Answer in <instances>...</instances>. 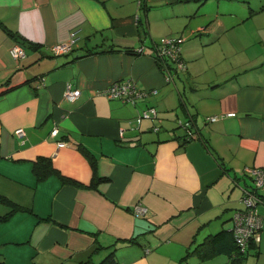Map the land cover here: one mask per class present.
I'll return each mask as SVG.
<instances>
[{"label": "crops", "instance_id": "0c3cea01", "mask_svg": "<svg viewBox=\"0 0 264 264\" xmlns=\"http://www.w3.org/2000/svg\"><path fill=\"white\" fill-rule=\"evenodd\" d=\"M140 1L0 0V89L14 86L0 96V215L11 209L1 195L33 209L0 220V260L99 264L102 257H94L107 249L103 257L114 250V264H198L196 258L211 259L192 250L207 235L231 229L245 189L254 188L255 170L264 167V66L208 77L205 83H214L213 89L198 91L194 113L181 95L199 138L186 141L180 125L175 129L154 118L135 122L145 107H157L172 91H165L167 83L184 81L177 74L167 80L149 53L152 45L165 36L186 37L184 73L194 83L201 66L210 63L194 46L214 31L205 30L199 16L240 15L238 10L224 0H146L148 10ZM242 1L254 9L249 19L264 14V2L253 7L252 0ZM9 29L38 46L15 57L11 48L21 39ZM72 31L80 37L74 51L54 53L52 47L68 41ZM109 44L123 50H106ZM139 47L145 52L124 50ZM91 48L105 50L88 53ZM120 79L150 96L133 102L105 92ZM69 83L81 89L73 101L65 98ZM224 112L235 114L199 124L203 114ZM19 127L25 129L22 140L15 132ZM81 146L97 156L98 172L109 180L97 187L65 184L54 175L36 180L29 159L46 154L65 174L90 182L92 169ZM259 192L260 238L248 252H255L254 264L264 257V186ZM220 254L227 253L212 259ZM227 255L223 264H230Z\"/></svg>", "mask_w": 264, "mask_h": 264}, {"label": "rangeland", "instance_id": "374dc122", "mask_svg": "<svg viewBox=\"0 0 264 264\" xmlns=\"http://www.w3.org/2000/svg\"><path fill=\"white\" fill-rule=\"evenodd\" d=\"M224 1V6H227V8L231 10H238V14L240 15H236V13L220 14L216 12H207L199 16L200 18L205 20L204 22H206L204 24L205 30L214 28V31H212V33L210 32L209 35H211L212 37L210 36L207 42L201 41L197 43L196 46H194L203 51L202 58H207L210 62L207 65L201 66L202 72L200 74V77L196 81H194V83L197 84L194 85L197 90L191 88V85L194 83L191 82L189 78H185V73L181 72L180 75L184 77V81L181 80L180 77H176V83H167L164 86L165 91H172L164 97L161 96L163 97V99L160 100L157 107L152 106L157 111V114L155 115L153 108L149 109L151 105H148L145 108L150 111V116H144L142 117V119L154 118L157 120L158 124H160L159 122H163L164 124H168L169 126L177 125L175 129H179V122H184L189 119V113L179 104L182 99V94L184 96L185 102H187L189 111L191 113H194L196 112L200 104V93L204 94L210 92L213 89L214 83L210 84L209 86H207V84L205 83V80L208 77L212 76L213 74H219L220 76H224L222 78H226L230 77V74H235L238 72H243L242 74H240L243 75L247 70H257V68L255 69L253 67L264 66V43L260 42L261 36L262 38L264 37V28L262 27L264 25L263 12L260 16L249 19L248 16L250 13L254 12V9H250V6L247 2L242 0H233L232 2H230L229 0ZM263 2L264 0H252V6H261ZM212 7L216 8L214 5ZM241 14H243V16H241ZM235 20L236 22L234 23ZM260 22H262V24L258 25ZM206 24H208V26ZM216 30L219 31V38H216ZM198 91H200V93ZM157 93L158 89L157 92L152 94ZM149 96L150 94L146 97L142 96L140 98L143 99L145 97L146 99ZM227 113H214L208 115L203 114L199 119V124L201 125V123H207L206 120L208 116H216L220 118L227 116ZM138 121L139 118L137 117L135 119V122L138 123ZM180 127L183 128L182 126ZM1 205H3L2 202ZM232 221L234 225V220L232 219ZM106 251L107 249H105L101 253V255L94 257V260H100L101 257L103 258V255L106 253ZM227 258V254H220L216 258L212 259L211 257V260H200L198 258L196 259L198 261V264H223V262ZM255 261V252H250L246 258V264H254ZM260 264H264V257Z\"/></svg>", "mask_w": 264, "mask_h": 264}, {"label": "trees", "instance_id": "16d2710c", "mask_svg": "<svg viewBox=\"0 0 264 264\" xmlns=\"http://www.w3.org/2000/svg\"><path fill=\"white\" fill-rule=\"evenodd\" d=\"M140 2H141V5L143 6V8H145V10H148L147 1L141 0ZM197 31H201V30H197ZM8 32L12 36H15L16 38H20L21 40H19V42H17V43L22 45L25 48H28V47L32 48V47L38 46V43H35L32 40L29 41L27 39V37H24L18 31L9 29ZM168 37H183V38H185L182 35H180V36H178V35L177 36H168ZM185 40H186V38H185ZM183 43H182V48H183ZM160 44L161 43L158 42V43H155L154 45H152V50L149 53H150V55H152L154 57L155 61L158 63L159 67L163 70L165 75L168 77L171 76L170 79H172L173 74L180 75L181 72L187 71V69H183V70L178 69V67L174 64V61L167 54H165L161 51ZM105 48H106V50H123V48L116 47L113 44H109V46L105 47ZM104 50L105 49L95 50V49L91 48V49H89L88 53H93L95 51L101 52ZM124 50H126L128 52L135 53V54L145 52V49L143 47L124 48ZM73 51H74V46H73L72 50L67 51V52H61V54L62 53H72ZM181 52L183 53V51H181ZM56 54H60V53H56ZM170 79H168V80H170ZM122 80H124V79H122ZM13 87L14 86H7L4 88H1L0 89V96L5 94L6 92H8ZM138 100L139 99H137L136 101H138ZM179 104L182 105V99H181V102ZM151 106H153V105H151ZM189 119L193 121L192 124H193L194 128L192 129V133L190 135H188L187 133H184L183 139L186 141L192 140V139L197 138V137L198 138L201 137L200 131L198 130L199 127H198V129L195 128V125L197 126L196 121H194L193 118H189ZM207 121H209V120H207ZM81 149L83 150L84 154L87 156L89 163H90V166H91V169H92V176H91L90 182L86 183V182L79 180L76 177L65 174L55 164L53 157L51 155H46V154H39L36 157L29 159L30 161H32L31 162L32 163V171L36 177V180L38 182H40V181H43V180L47 179L48 177L54 175V176H57L61 180L62 183L72 184V185H76V186H87V187H97L101 181L109 180L110 179L109 176L101 175L98 172L97 156L94 153H92L91 151L87 150L85 147L81 146ZM0 157H1V152H0ZM263 186H264V184L261 186L255 187L251 190V192L256 196L257 202L260 200V199H257V196H261V193L259 191H260V188ZM247 189H245V192L247 191ZM1 200L5 201L8 205H10L11 209L8 213H6L4 215H0V220L8 219L16 211L33 212V209L30 206L17 203L5 195H1ZM242 202H243V200H242ZM256 206H257V203L255 205V208H256ZM244 207H245V203L243 202V206L237 208V210L242 209ZM47 218L50 219L51 217L49 216ZM258 242L259 241L252 240L250 242L249 247L246 250H242L241 247L235 241V235L233 232V227L231 229L222 228L221 230H219L216 233H211V234L207 235V237L203 241L199 242L192 251L194 253H196L198 255V257L201 259L211 258L218 253H227L229 255H232V257L230 259V264H246V258L248 256L249 250L252 248V246H255V244H257ZM189 252H191V251H189ZM185 256H183V257H185ZM115 262H116L115 251L111 250L106 256H104L100 260L99 264H114ZM0 264H8V263L5 260H0ZM179 264H182L181 260L179 261Z\"/></svg>", "mask_w": 264, "mask_h": 264}, {"label": "built area", "instance_id": "2783aa9c", "mask_svg": "<svg viewBox=\"0 0 264 264\" xmlns=\"http://www.w3.org/2000/svg\"><path fill=\"white\" fill-rule=\"evenodd\" d=\"M79 34H77V31H72L71 37L68 39V41H63L61 43H57L52 47V51L54 53H61V52H67L72 50L74 44L76 41L79 40ZM185 38L183 37H163L160 41L161 51L165 54H167L173 61L174 64L178 67V69H186L187 68V62L185 61V58L182 55V43L184 42ZM11 52L15 57H21L26 54V49L22 45L15 43L13 47L11 48ZM173 64V65H174ZM167 80L171 78L166 76ZM106 93L111 95L112 97H121L128 101L135 102L137 99H139L142 96H146L148 94V91H144L142 89H137L135 84L132 81L129 80H115L107 87L105 90ZM151 93L157 92V89L150 90ZM81 95V89L79 86L75 87L73 83H69L67 85V89L65 91V98L68 100H76ZM153 107H150L149 109H152ZM153 111L155 115L157 114V111L153 108ZM150 111L146 109L143 114L139 115V121L144 116H150ZM235 112L227 113V115H234ZM218 117L211 116L207 117V120L209 121H215ZM192 120L188 119L187 121H180V126H182L185 130V133L190 135L192 133L193 124ZM191 128H190V127ZM158 129V127H156ZM17 135L23 139V135L25 134V129L23 127H19L15 130ZM58 132V128H54L52 130L53 134H56ZM59 145H65L66 141L60 140L58 142ZM256 177H255V187L261 186L264 184V168H258L255 170ZM252 189H247V191L243 195V202L245 203V207L242 209H239L235 211L233 215L234 225H233V232L235 235V241L236 243L241 247L242 250H246L249 247V243L252 240L259 241V234L258 231L260 227L262 226V218L259 216V214L256 212L255 205L257 203L256 196L251 192ZM257 199H259V196H257ZM138 212L146 211V207H137Z\"/></svg>", "mask_w": 264, "mask_h": 264}, {"label": "water", "instance_id": "95a60500", "mask_svg": "<svg viewBox=\"0 0 264 264\" xmlns=\"http://www.w3.org/2000/svg\"><path fill=\"white\" fill-rule=\"evenodd\" d=\"M80 54V52L74 53V57L79 56Z\"/></svg>", "mask_w": 264, "mask_h": 264}]
</instances>
